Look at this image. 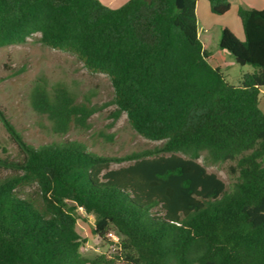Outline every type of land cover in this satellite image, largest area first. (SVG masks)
Here are the masks:
<instances>
[{
  "label": "trees",
  "instance_id": "16d2710c",
  "mask_svg": "<svg viewBox=\"0 0 264 264\" xmlns=\"http://www.w3.org/2000/svg\"><path fill=\"white\" fill-rule=\"evenodd\" d=\"M196 4L0 0V48L41 34L44 46L109 77L115 119L126 114L136 133L163 142L118 158L76 141L36 148L0 110L23 156L0 159L12 171L0 180V264H264V9L239 8L243 42L222 32L220 48L253 67L233 84L210 62ZM210 7L223 15L231 3ZM29 99L60 135L89 129L102 109L45 77ZM200 158L235 162L230 190ZM123 162L133 163L112 167ZM79 209L96 216L99 238L110 229L121 235L111 254L82 255Z\"/></svg>",
  "mask_w": 264,
  "mask_h": 264
},
{
  "label": "rangeland",
  "instance_id": "374dc122",
  "mask_svg": "<svg viewBox=\"0 0 264 264\" xmlns=\"http://www.w3.org/2000/svg\"><path fill=\"white\" fill-rule=\"evenodd\" d=\"M203 23L200 25L199 34L201 42L211 55L217 56L221 52L224 58L223 71L231 83L237 84L238 78L252 71L253 67L239 63L230 53L220 48L222 34L218 25L205 34ZM231 27L235 29L232 22ZM40 37L41 34H35L23 44L0 48V110L26 143L39 148L54 143L76 141L83 144L92 154L117 158L134 152L154 150L162 145V141L149 140L136 133L126 114H122L118 119L114 118L116 110L113 104L114 89L109 77L89 72L83 63L70 53L44 46ZM41 77H45L50 85L64 82L76 94L78 101H86L89 98L92 105L102 107L90 118L89 129L72 125L66 134L53 132L49 119L36 113L30 104L31 89ZM262 108L264 109V97ZM177 155L185 157L182 154ZM22 158L18 145L0 121V159L15 162L21 161ZM198 162L204 165L209 173L216 174L226 184L228 190L231 189L236 181L232 171L235 162L207 165L203 158ZM132 163H113L112 167L120 168ZM11 175V168L0 164V180ZM78 214L77 230L87 239L81 248L82 255L91 260L101 254H111L113 242L107 236L101 239L93 233L96 216L88 215L83 209H79Z\"/></svg>",
  "mask_w": 264,
  "mask_h": 264
},
{
  "label": "crops",
  "instance_id": "0c3cea01",
  "mask_svg": "<svg viewBox=\"0 0 264 264\" xmlns=\"http://www.w3.org/2000/svg\"><path fill=\"white\" fill-rule=\"evenodd\" d=\"M99 1L110 8H119L123 6L125 3H127L129 0H99ZM230 3H231V9L227 13L223 15H215L211 11L210 0H197L196 13L198 17V34H200L201 31L200 25L204 22L203 24L205 28L203 32L205 34H208L210 31L214 29L216 25H218L220 27V32H221L220 34H222L224 30H229L233 34H235L239 40L244 41L245 38L244 30L241 20L238 16L239 8L246 7L251 9L263 10L264 0H238L237 2L230 0ZM218 16H221L223 18H219ZM231 22L233 23V26H235V29L231 27ZM220 53L217 56L210 55V62L213 65L221 67L224 70V65H223L224 58Z\"/></svg>",
  "mask_w": 264,
  "mask_h": 264
},
{
  "label": "built area",
  "instance_id": "2783aa9c",
  "mask_svg": "<svg viewBox=\"0 0 264 264\" xmlns=\"http://www.w3.org/2000/svg\"><path fill=\"white\" fill-rule=\"evenodd\" d=\"M107 238L113 242L112 250L114 251L121 242L122 237L114 230H109L106 234Z\"/></svg>",
  "mask_w": 264,
  "mask_h": 264
},
{
  "label": "water",
  "instance_id": "95a60500",
  "mask_svg": "<svg viewBox=\"0 0 264 264\" xmlns=\"http://www.w3.org/2000/svg\"><path fill=\"white\" fill-rule=\"evenodd\" d=\"M152 0H147L148 3H151ZM176 4L178 6V8H183L184 6V0H176ZM237 61L243 65L246 64V61L240 58H237Z\"/></svg>",
  "mask_w": 264,
  "mask_h": 264
}]
</instances>
